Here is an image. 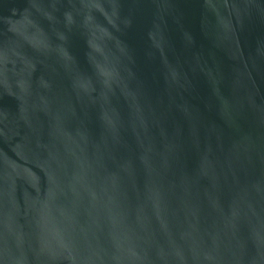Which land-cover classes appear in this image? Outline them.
<instances>
[{
	"label": "water",
	"instance_id": "95a60500",
	"mask_svg": "<svg viewBox=\"0 0 264 264\" xmlns=\"http://www.w3.org/2000/svg\"><path fill=\"white\" fill-rule=\"evenodd\" d=\"M0 264H264V0H0Z\"/></svg>",
	"mask_w": 264,
	"mask_h": 264
}]
</instances>
